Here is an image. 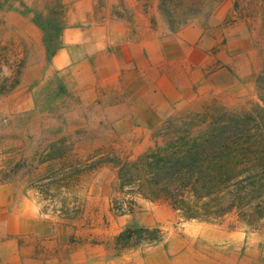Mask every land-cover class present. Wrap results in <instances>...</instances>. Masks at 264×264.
Listing matches in <instances>:
<instances>
[{"label": "rangeland", "instance_id": "obj_1", "mask_svg": "<svg viewBox=\"0 0 264 264\" xmlns=\"http://www.w3.org/2000/svg\"><path fill=\"white\" fill-rule=\"evenodd\" d=\"M165 1L176 22L186 19L181 28L196 24L205 30L240 26L247 31L256 61L255 83L252 87L245 79L241 93L238 79L225 70L162 119L140 155L154 146L155 134L171 117L210 105L238 113L259 102L264 0ZM96 3L97 14L104 17L117 16L136 29L149 25L168 39L175 34L160 11V0ZM63 13L58 0H35L28 6L21 0H0V89L8 91L16 80L21 82L28 65L49 62L60 45ZM221 70L210 68L211 73ZM18 86L0 90V264H242L240 251L225 247L229 239H243L232 234L244 230H237L233 216L221 224L186 221L169 205L144 199L137 200L131 213L125 204L123 214L116 211L115 160L128 157L109 144L114 141L111 122L104 125L94 117L88 127L73 120L71 109L78 106L74 95L50 98L61 91L56 77L39 87L33 100L29 92L17 94ZM140 155L134 153L131 159ZM128 226L159 227L165 236L158 244L118 252L111 240Z\"/></svg>", "mask_w": 264, "mask_h": 264}, {"label": "crops", "instance_id": "obj_2", "mask_svg": "<svg viewBox=\"0 0 264 264\" xmlns=\"http://www.w3.org/2000/svg\"><path fill=\"white\" fill-rule=\"evenodd\" d=\"M58 3L64 11L60 45L47 64L24 69L17 94L29 92L33 100L35 91L56 77L61 91L50 98L74 95L78 106L71 116L88 127L94 117L104 125L111 122L114 141L109 144L124 150L129 159L148 148L162 119L225 70L238 79L241 93L245 79L251 86L255 83L254 51L240 26L205 30L188 24L168 39L149 25L136 29L117 16L114 20L97 14L96 0ZM213 65L222 70L211 73ZM236 228L243 233L232 234H242L243 239H229L225 247L236 254L239 250L242 264H264V233Z\"/></svg>", "mask_w": 264, "mask_h": 264}, {"label": "trees", "instance_id": "obj_3", "mask_svg": "<svg viewBox=\"0 0 264 264\" xmlns=\"http://www.w3.org/2000/svg\"><path fill=\"white\" fill-rule=\"evenodd\" d=\"M160 1L171 31L178 32L186 19L176 22L172 7ZM256 91L259 102L250 110L232 113L210 105L185 111L165 122L145 153L119 156L115 210L123 214L125 204L131 213L144 199L169 205L186 221L221 224L233 216L236 227L264 231V65ZM164 236L159 227L128 226L110 244L120 252L158 244Z\"/></svg>", "mask_w": 264, "mask_h": 264}]
</instances>
